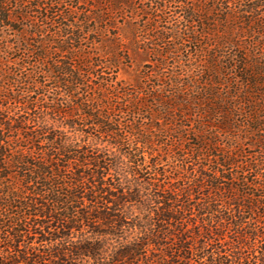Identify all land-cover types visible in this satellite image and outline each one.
Masks as SVG:
<instances>
[{"label": "trees", "instance_id": "obj_1", "mask_svg": "<svg viewBox=\"0 0 264 264\" xmlns=\"http://www.w3.org/2000/svg\"><path fill=\"white\" fill-rule=\"evenodd\" d=\"M158 1L150 15L140 10L149 23L165 21ZM244 1L240 9L229 4L235 0H191L184 19L199 21L205 48L240 47L241 37L264 32V20L254 16L264 0ZM79 3L61 10L56 0H0V264H264V168L262 161H248L242 147L224 142L239 130L228 101L237 97L234 82L227 81V96L214 90L224 85V64L208 58L201 66L205 78L190 80L192 90H201L190 98L175 74L167 82L155 74L162 84L148 88L138 77L129 94L105 72L117 73L116 46L106 43L97 56L93 47L103 40L85 44L90 35L105 39L108 28L118 29L109 16L125 8L135 12L133 0ZM234 22L245 26L236 34ZM191 41L196 53H204L202 41ZM161 50L165 54L153 49L157 66L174 48ZM35 64L43 70L25 73ZM241 67L246 90L240 103L250 107L255 124L247 138L263 131L264 80L258 77L264 73L247 76ZM122 114L130 118L121 120ZM155 121L171 138L193 142L187 155L197 168L179 187L163 182L166 175L158 170ZM254 141L264 150V135ZM104 142L118 157L98 148ZM142 189L150 190V200ZM132 205L146 213L128 222L125 209ZM130 230L134 236L126 235ZM86 232L94 238L74 240ZM109 236L118 244L106 257Z\"/></svg>", "mask_w": 264, "mask_h": 264}, {"label": "rangeland", "instance_id": "obj_2", "mask_svg": "<svg viewBox=\"0 0 264 264\" xmlns=\"http://www.w3.org/2000/svg\"><path fill=\"white\" fill-rule=\"evenodd\" d=\"M56 1H59L61 10H69L71 9L72 4L79 3V0H77V2L76 0ZM155 1L159 2L158 0H133V8H135L136 13L125 8L123 12L118 11L112 16H109L110 24L112 26L118 27V29L107 27L110 31H107L105 39L101 38L100 35H90L85 46L89 47L90 41L95 38L97 41L103 40L102 45L97 43L95 44V47H93V53L97 56L103 55L105 52L104 48L106 43L114 44L116 46L117 51L115 52L120 58L117 73H114L115 69H107L105 72L108 74L107 77L110 76L113 79L116 77V80L122 83L121 86L123 85L125 91L129 94H134V84L138 77H143V85L148 88V86L151 87L152 85H157V80L154 79L156 75L157 77L161 76V79L167 82L169 78L175 74V76H179L177 78H180L185 84H187V87H184L187 88V90L183 92V95L187 98H190L199 94L201 91L198 90L197 92V90H192L193 85L191 86L190 80L193 79L202 81V79L205 78V74H201V66L203 68V63L206 66L205 61H207L208 58L210 60H215L216 64L218 65L223 63L225 69H222L221 72L223 71L224 74L222 81L224 82V85L216 87L214 90H216L222 97L227 96V81L234 82L233 86H235L237 89V97L235 100L229 99L228 101L230 104L235 106L233 111L235 112L236 116H238L237 120L239 125V130L235 133L236 137L232 140L225 139L224 142H229L228 144L242 147V151L248 156V161H251L253 164H255L257 161H262L264 168V150H261V148L254 141L256 136L264 135V108L258 113V117L260 118L259 120L263 126V131L257 135L255 134L254 136H248L245 138L247 136L246 133H249V127H254L255 124H252L250 121V107L244 106L242 103H240V96H242L246 90V86L244 83H242V81H240L241 79L239 78V72H241V66L243 63L245 64L244 69L248 70L247 76H250L252 71L254 73H264V32L259 31L260 34L254 36L245 35L246 37H241L237 43L241 45L240 47L218 48L217 46L212 45L208 48H205L204 45L207 43V40L205 37L199 35L200 28L199 24L197 23L199 21L193 23L184 19L183 11L187 7V4L191 2V0H162L161 5L164 6V10L159 14L165 18V21L162 20L156 24H153L147 22L149 17H147V15H141L140 10L145 9L148 12L147 14L150 15V11H153L151 9L153 6L152 3ZM205 2L207 3L208 0H205ZM250 3L251 2H249V6H251ZM229 4L232 5V7L235 6L236 8L242 9V7L248 3L244 0H235L233 4ZM129 13H134L136 15L130 16ZM255 15H258L257 17H260L261 20H264V8L256 12L254 16ZM110 24L108 25L110 26ZM90 26L92 28L91 24ZM231 26L235 28L234 34L237 33V29L240 30L241 28L245 27L238 22L232 23ZM100 27L101 28L99 29L104 28L103 25ZM223 28H225V25H217L215 27V29L219 31H222ZM132 29L133 31L136 30L134 38L132 37V34L134 33L131 31ZM244 30L247 31V27ZM157 34H165L167 37L164 41L159 42L154 38ZM239 34L241 33L239 32ZM185 36H187V39ZM9 38L13 40L11 35ZM193 38H197L199 41L203 42V44L200 46H202L204 49V53L195 52V43L191 41ZM209 44H212V42ZM168 47L174 48V50H172L170 54L166 55L164 66L155 65V60L158 59V57L156 56L157 53H154L153 49L157 50L160 48V52L165 54L161 48ZM18 56L24 57L21 52L18 53ZM30 65H32V63H30ZM33 70L41 71L43 68L38 66V64H35L33 68L31 66L26 67L27 72L25 73H31ZM258 78L261 81L264 80V78ZM161 84L162 83L158 82V85ZM47 85L48 84L46 83V86ZM197 87L200 89L205 88L204 85L200 86V84H198ZM259 90L264 92V86L260 87ZM261 105L264 107V103H261ZM145 116L148 117L147 115ZM118 117H120L121 120H127L130 118L126 114H122ZM146 117L142 118L141 121L144 125H148L149 123V119H146ZM188 124L189 123L187 122V125ZM153 125L155 127L153 134L155 135V140H158V143H156L154 147L157 152L156 154H158V156L155 158L160 163L158 170L164 172L166 175V178L163 180V182L165 181V183L170 186L179 187L184 183H187V181H190L192 177L191 174L197 168L196 164L190 163L191 156L187 155V148L193 144L191 137L171 138L170 133L164 131L163 124L155 121ZM188 133L189 127H187V134ZM98 148L108 154L111 158L118 155L117 148L113 145L106 144L105 142L99 143ZM183 158H186V160L183 161ZM143 175L145 178L149 176L148 174ZM249 176L250 175H247V177ZM250 179H253V176H250ZM139 183L141 184L140 186H143L145 185L146 181L145 179H140ZM123 186H126V184ZM142 192L143 199H145V201L151 199L150 190L142 189ZM255 194L262 195L261 191H257ZM150 206L155 207L153 204H150ZM125 210H128L126 211L128 222H130L132 218L135 217L143 218L144 214L146 213L144 210L141 211L137 209L134 205L127 206V209ZM126 235L134 236L132 230L126 232ZM73 237L74 240H80L81 237L94 238L93 234L90 232H86L83 236L76 234ZM107 238H105V240ZM117 244L118 243L116 239L112 238V236H109L105 244V249L107 252L105 253L106 257H108V253H110L111 250H114L115 247L113 246H116ZM224 248L227 249V246ZM75 264H92V261L83 259Z\"/></svg>", "mask_w": 264, "mask_h": 264}]
</instances>
